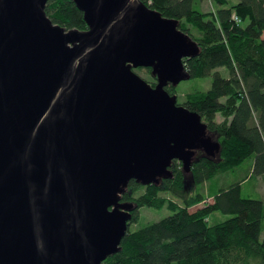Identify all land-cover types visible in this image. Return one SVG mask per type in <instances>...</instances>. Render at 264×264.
I'll use <instances>...</instances> for the list:
<instances>
[{"label":"water","instance_id":"95a60500","mask_svg":"<svg viewBox=\"0 0 264 264\" xmlns=\"http://www.w3.org/2000/svg\"><path fill=\"white\" fill-rule=\"evenodd\" d=\"M48 1L0 0V264H102L127 234L131 180L172 179L173 161L188 174L219 147L165 90L199 46L141 0H70L84 31L54 24Z\"/></svg>","mask_w":264,"mask_h":264},{"label":"trees","instance_id":"16d2710c","mask_svg":"<svg viewBox=\"0 0 264 264\" xmlns=\"http://www.w3.org/2000/svg\"><path fill=\"white\" fill-rule=\"evenodd\" d=\"M204 1L141 0L176 21L178 29L199 46L197 57L185 60L184 67L190 81L210 78V87L184 94L180 106L200 116L219 147L213 156L196 151L188 174L173 161L172 179L157 185L131 180L119 195L120 203L133 204L129 225L137 222L143 207L165 208L171 215L127 230L120 251L102 264H264V202L258 196L241 195L245 179L225 188L217 184L218 177L238 173L245 162L243 178L249 177L252 184L264 178V0H208L207 12ZM45 13L67 30L88 29L70 0H49ZM147 73L155 85L151 69ZM165 90L175 96L178 92L171 85ZM204 191L212 193L213 203L189 213V207L206 198ZM213 212L228 219L209 225Z\"/></svg>","mask_w":264,"mask_h":264},{"label":"rangeland","instance_id":"374dc122","mask_svg":"<svg viewBox=\"0 0 264 264\" xmlns=\"http://www.w3.org/2000/svg\"><path fill=\"white\" fill-rule=\"evenodd\" d=\"M211 9V2H209L208 0L204 1L203 4V11L207 12L210 11ZM263 39H264V35H263ZM135 74L138 75L142 80H144L147 84H150V78H149V74L147 73V69H141V68H137V70H134ZM224 76L227 77V74L224 73ZM210 83H211V79L207 78V79H203L202 81L200 80H188V81H184L181 82V84L175 86L174 88L178 89V92L176 94V100H177V104L180 106L181 103L184 101V94L186 93H190L193 90H199V91H207L209 90L210 87ZM156 84V81H155ZM151 85V84H150ZM154 86V85H153ZM216 120L218 122H220V118L217 116ZM177 162V161H176ZM178 163V162H177ZM180 164V163H179ZM181 165V164H180ZM182 167V165H181ZM247 168V163L245 162V164H243L240 168V170L237 172H233V173H229L226 175H222L221 177H218L217 180V184L219 185V187H227L229 182H236L239 180V178H241V176L243 175L244 170ZM251 181V180H250ZM257 182L260 183L261 188H262V193L264 195V178L263 179H257L254 183L255 185H259ZM250 184H252L251 182H249ZM249 184V185H250ZM246 185H248V183H246ZM253 185V184H252ZM216 190V187L214 184H212L211 186V192L214 193ZM212 193H206V191H204V196H206V198L199 204L189 207L188 212L189 213H195L197 212V210L203 208L204 206H208V204L213 203V196ZM246 190H244L241 195L245 196H249ZM169 215H171V213L167 210V209H150L147 207H143L139 209V217L136 220L137 222L128 225V231L129 232H133L135 230H139L144 228L147 225L150 224H154L155 222H159L162 219H165V217H168ZM226 219H228V217L222 215L220 212H213L208 216V224L209 225H214V224H218L219 222L225 221Z\"/></svg>","mask_w":264,"mask_h":264},{"label":"crops","instance_id":"0c3cea01","mask_svg":"<svg viewBox=\"0 0 264 264\" xmlns=\"http://www.w3.org/2000/svg\"><path fill=\"white\" fill-rule=\"evenodd\" d=\"M244 177V174L241 176L240 179H245L241 184V187H242V191L246 190L248 193L249 196L252 195V196H258L260 197V199H262V201L264 202V195L262 193V188H261V185L259 182H257L259 185H255L253 184V186L249 183L250 180H248L249 177H246V178H243ZM260 179H263V178H260ZM246 183H248V185H246ZM250 184V185H249ZM264 185V184H263Z\"/></svg>","mask_w":264,"mask_h":264},{"label":"flooded vegetation","instance_id":"af4514ba","mask_svg":"<svg viewBox=\"0 0 264 264\" xmlns=\"http://www.w3.org/2000/svg\"><path fill=\"white\" fill-rule=\"evenodd\" d=\"M210 154L213 156V153L212 152Z\"/></svg>","mask_w":264,"mask_h":264}]
</instances>
